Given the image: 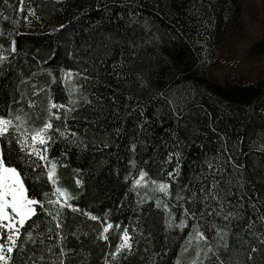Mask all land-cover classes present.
I'll list each match as a JSON object with an SVG mask.
<instances>
[{"label":"trees","instance_id":"trees-1","mask_svg":"<svg viewBox=\"0 0 264 264\" xmlns=\"http://www.w3.org/2000/svg\"><path fill=\"white\" fill-rule=\"evenodd\" d=\"M239 2L32 0V7L40 19H31L30 23L37 24L38 30L30 29V24L26 26L23 21L16 30L19 33L14 36L17 53L14 59L10 57L11 65L6 64L4 74L0 75V115L25 116L26 128L42 125L48 89L54 101L67 103V89L60 81L63 71L83 72L87 69L84 74L95 83V69L101 60L104 61L99 79L102 85L109 87L100 86L98 94L107 97L113 95L115 89L119 112H113L114 105L108 100H105L107 107L103 112L81 106V119L86 117L88 121L96 122H77L74 129L83 133L87 150L81 151L58 139L49 156L67 165L58 172L60 183L76 197L72 201L74 205L114 226L119 224L121 230L128 227L139 240L136 256L113 264H148L147 259L140 257L154 254L156 264H176L182 237L188 229L184 233L178 230L166 232L164 216L153 203L160 194L140 188L137 196L132 190L133 179L141 168L157 180H166L167 172L175 165V160L165 164L171 151H181L180 181L184 183L192 177L191 170L204 153L214 154L218 146L226 143L229 149L237 150L238 163L245 165L247 178L264 197V151H261L264 148V79L253 82L231 79L220 84L210 82L208 77L209 69L219 63L220 46L232 19L239 12ZM27 3L25 0V8ZM9 4L12 6L0 0V27L5 30H12V26L3 21L2 16L16 15L17 0H9ZM4 45L8 47L7 40ZM113 64L122 79L115 78ZM105 72L107 75L103 74ZM52 76L56 77L55 83ZM21 80L27 83H20ZM76 83L84 82L77 80ZM33 85L45 92L32 96ZM21 92H26L28 99L36 100L37 107L29 108L26 100L16 103ZM85 95L91 98L90 93L85 92ZM166 101L183 109V118L178 123ZM69 124L73 121L69 120ZM117 128L121 129L119 135ZM172 130L177 132L181 142L179 149L174 148V140L169 135ZM106 143L110 146L104 147ZM133 143H136L135 152L130 148ZM142 143L146 145L143 148ZM7 151L13 163L23 168L17 159L22 154L15 142ZM39 171L33 173L27 169L32 179L25 180L30 189H35L38 199L42 198V192L52 191L49 184L35 181ZM77 177L83 179L82 188L75 184ZM142 197L147 200L141 205L137 201ZM48 207L53 209L51 205ZM64 217L67 225L64 229L67 234L65 250L72 257L71 264L82 261L105 264V255L119 242V232H110V239L105 242L97 238L101 230L97 221L67 209ZM141 231L143 236L139 235ZM73 232L79 239L72 235ZM83 232L87 235H82ZM237 232L248 243L230 238L232 264H264V245L245 235L241 228H233V233ZM55 243V240H46V244ZM252 244L260 251L248 260ZM145 247L148 252L144 251ZM54 251L59 255L58 248ZM44 255L48 264L55 259L50 253ZM183 259L187 262L188 256Z\"/></svg>","mask_w":264,"mask_h":264},{"label":"snow or ice","instance_id":"snow-or-ice-1","mask_svg":"<svg viewBox=\"0 0 264 264\" xmlns=\"http://www.w3.org/2000/svg\"><path fill=\"white\" fill-rule=\"evenodd\" d=\"M2 2L11 7L9 0ZM14 17L2 16L3 21H7L12 30H5L0 27V75L5 72V65H11L17 53L15 35L21 21L27 26L31 19L38 21L36 9L32 7V0H28L25 8V0H17ZM63 27V26H61ZM8 41L5 48L4 41ZM7 53V55L5 54ZM104 61L95 69L97 80L91 82L90 76L83 72L63 71L60 77L61 86L67 89V103L54 101L47 90V103L43 108L45 119L40 127L29 129L24 127L26 117L20 114L12 116L0 115V264H48L44 253H50L55 257L51 264H71L72 257L66 251L67 234L64 229V210L84 216L89 220L97 221L101 230L97 238L108 242L109 233L115 230L119 232V242L113 251L104 257L105 264H113L120 260L127 261L129 257L136 256L139 248V240L134 238L128 227L120 229V225L115 226L96 215L74 205L72 201L76 199L61 183L59 168L67 167L60 164L54 157L49 156L50 149L58 139L67 141L68 144L76 146L81 151H86L88 144L85 143L83 133L74 130L77 122L85 124H95V121L81 119L79 115L80 107L87 110L103 112L107 107L105 100L114 105L113 112H119L115 89L113 95L104 97L98 94L102 85L99 79L102 73ZM122 67V66H121ZM113 73L117 80L122 79L120 72L116 71V65H112ZM107 75V73H103ZM51 75V73H49ZM82 80L84 83H76ZM52 82H56V77L52 76ZM20 83H27L21 80ZM33 87L32 96H39L45 92L43 88ZM85 92L91 94L85 95ZM127 100V97H125ZM27 101L29 108H36L37 101L28 99L26 92L20 93V100ZM82 102V104H81ZM170 104L172 114L178 123L183 118V109ZM69 120L73 124H69ZM59 122V123H56ZM162 126V124H161ZM143 129V124L140 125ZM215 131V129H212ZM86 131V130H85ZM116 134H121V129H116ZM169 135L174 140V148L179 149L180 140L176 131L172 130ZM71 137V139H69ZM13 142L18 146L19 155L17 159L24 165L18 168L13 163V158L7 151ZM107 143L104 147H109ZM143 143L141 147H145ZM94 147H99L94 145ZM131 151L135 152L136 143L131 144ZM264 151V148L261 149ZM64 156H67L65 151ZM175 165L171 171L167 172L166 180H157L149 175V171L139 169L136 178L133 179L132 190L139 196L138 189L143 188L159 193L160 196L153 200L154 206L160 210L164 216L165 231L178 230L186 235L182 237V244L178 250L176 264H232L229 259L230 238L234 237L242 244L248 241L241 237L240 233H233V228H241L245 235L251 237L257 243L264 245V197L260 196L251 180L247 178L245 165L238 163L239 156L235 148L229 149L226 143L217 147L214 154L204 153L201 160L192 168V177L187 182L181 183L183 162L181 151H171L168 153L165 164ZM146 163V161H145ZM135 168V162H131ZM39 174L35 177L36 182L43 181L52 188L51 192H42L37 198L34 188L26 185L25 180L29 179L27 169ZM78 173L79 170H76ZM75 184L83 187V179L77 177ZM173 184L176 189L173 190ZM251 190V191H249ZM147 198H141L138 204L145 203ZM49 205L53 209H49ZM39 209V211H38ZM179 215V219L177 218ZM253 217H255L253 219ZM191 222V223H190ZM135 231V230H134ZM87 235L86 232L81 233ZM79 239L76 232L72 233ZM139 235L143 236L141 231ZM151 236V233L148 234ZM146 239H148L146 237ZM46 240H55V244H46ZM150 243V240H149ZM59 249V255L54 251ZM71 251V250H69ZM145 252L149 249L145 247ZM260 251L255 244H252L248 252V260L253 259V253ZM39 253V255H38ZM166 254V252H165ZM189 254H191L189 256ZM188 256L187 262L183 259ZM147 259L148 264H156L155 254ZM81 264H87L82 261Z\"/></svg>","mask_w":264,"mask_h":264},{"label":"rangeland","instance_id":"rangeland-1","mask_svg":"<svg viewBox=\"0 0 264 264\" xmlns=\"http://www.w3.org/2000/svg\"><path fill=\"white\" fill-rule=\"evenodd\" d=\"M239 4V12L221 43L219 63L209 69L210 82L264 79V0H240ZM71 8L77 10L75 6ZM30 27L38 30L33 22Z\"/></svg>","mask_w":264,"mask_h":264}]
</instances>
